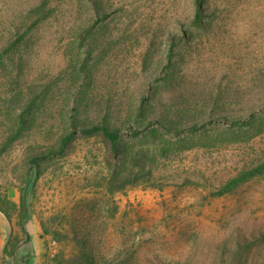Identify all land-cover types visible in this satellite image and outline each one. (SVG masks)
Wrapping results in <instances>:
<instances>
[{
	"label": "rangeland",
	"instance_id": "obj_1",
	"mask_svg": "<svg viewBox=\"0 0 264 264\" xmlns=\"http://www.w3.org/2000/svg\"><path fill=\"white\" fill-rule=\"evenodd\" d=\"M199 8L196 28L195 0H0L6 264H264V170L222 193L264 161V0ZM71 121L122 136L33 166Z\"/></svg>",
	"mask_w": 264,
	"mask_h": 264
},
{
	"label": "trees",
	"instance_id": "obj_2",
	"mask_svg": "<svg viewBox=\"0 0 264 264\" xmlns=\"http://www.w3.org/2000/svg\"><path fill=\"white\" fill-rule=\"evenodd\" d=\"M201 18H202V10L199 8V0H195V9H194V15H193V19L191 22V26L193 27H198L199 23L201 22ZM185 35H172L169 37V44L167 47V51H166V59H167V64L165 65V68H168L170 63H171V59L175 56V50L176 48L180 45L181 39L185 38ZM192 38L191 36L188 38L190 39ZM81 40L84 41L85 40V35H82ZM16 42H13L8 49L12 48V46L15 45ZM86 59H84L85 62ZM82 65H85V63H83ZM142 112V107L139 106L138 107V114H141ZM232 124H239L241 123L239 120H233L231 122ZM147 126H159L160 128H164L167 131H174V132H182L186 129L189 130H198L201 125H196V124H192L190 126L187 127H182L179 129H177L178 127L172 126L169 127L167 125H162L161 123L157 122V121H149L147 122ZM139 132V130H134L131 134L132 135H136ZM78 135H82V136H101L105 142L109 145V146H115L117 144V142L119 141V139L122 136V131L119 127H112L110 125H106V124H92L90 126H84V127H79L77 125L76 122L71 121L70 122V131L65 134L64 136H62L59 140L58 146L56 148V150L54 151H49L46 153H43L41 155H37L35 157H33L30 162L33 166H37V164L40 161L46 160L48 158H51L53 156H57V155H61L69 146V144L72 142V140L78 136ZM264 170V161L262 163H260L259 165H257L256 167L247 170L246 172H244L243 174H241L240 176L234 178L231 182L228 183V185H226L222 191V193H226L231 191L233 188H235L236 186H238L240 183H242L243 181L247 180L248 178H251L257 174H259L260 172H262ZM20 210L18 213V224L19 227L21 229L22 234L25 236V244H30L31 242V237L28 234L26 228H25V224H24V211H25V199L22 197L20 199ZM0 212H2L5 217L7 219H9L10 217L7 215V213L5 211H3V209L0 208ZM17 241V239H16ZM8 246H9V240L5 243L4 248H3V256L11 258L12 254L11 251H8ZM3 257L1 258V263L2 264H6L4 262Z\"/></svg>",
	"mask_w": 264,
	"mask_h": 264
},
{
	"label": "crops",
	"instance_id": "obj_3",
	"mask_svg": "<svg viewBox=\"0 0 264 264\" xmlns=\"http://www.w3.org/2000/svg\"><path fill=\"white\" fill-rule=\"evenodd\" d=\"M0 225H4L3 221L0 219ZM6 241L4 239H1L0 237V258L2 257L3 255V248H4V245H5ZM2 264V263H0Z\"/></svg>",
	"mask_w": 264,
	"mask_h": 264
}]
</instances>
